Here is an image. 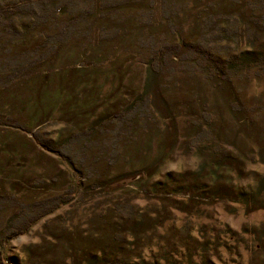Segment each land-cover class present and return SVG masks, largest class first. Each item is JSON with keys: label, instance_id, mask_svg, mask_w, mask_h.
<instances>
[{"label": "rangeland", "instance_id": "1", "mask_svg": "<svg viewBox=\"0 0 264 264\" xmlns=\"http://www.w3.org/2000/svg\"><path fill=\"white\" fill-rule=\"evenodd\" d=\"M68 1L37 7L38 28L24 6L0 47V230L38 221L8 257L89 264L86 250L108 247L102 264L143 250L142 264L264 262V207L234 195L264 176V62L229 71L195 51H264V0ZM204 239L216 247L199 251Z\"/></svg>", "mask_w": 264, "mask_h": 264}, {"label": "trees", "instance_id": "2", "mask_svg": "<svg viewBox=\"0 0 264 264\" xmlns=\"http://www.w3.org/2000/svg\"><path fill=\"white\" fill-rule=\"evenodd\" d=\"M34 1H35V3H34ZM34 1L33 0H5V2H3V3L0 1V47H1V45H3L4 47L9 46V40L13 39V34L15 33V27H17V16H16V18H14V15L19 14L18 12L22 11L24 6H26L28 8L29 14L32 13L33 16L35 17L34 18L35 19V25H37V28H38L39 26L42 25V23H43L42 21H44V19L46 18L47 14L45 15V18H44V14L43 13H37L36 14L35 10H36L37 7H39L40 9L42 8L43 11L46 10L47 13L50 12V15L51 14L52 15H56V14H60V13H62L64 11H66L67 10L66 7L69 6L70 3H71L68 0H62V1L61 0H45L43 2H41L40 0H38L39 2H37V0H34ZM21 4H22V6H21ZM24 11L25 10H23V12ZM5 37L7 39L6 41L4 40ZM60 38H62V37H60ZM194 45H196V44H193V46ZM201 48L197 47V49H199V50H195V51H200L201 50L202 54L208 55L211 58L212 61H214L216 64H218L217 66L223 67L222 65L224 63H225V65L227 64L228 68H230L229 71H233L234 69H237L238 64H240L239 65L240 67H244L245 66V62H247V64L253 63V64H256V65L257 64L260 65L261 64L260 62H262V63L264 62V51L260 52L257 55H255L253 53L246 54L245 52H243V53H234L233 55L227 57L226 61H223L222 57L216 55L217 52L214 51L215 53L212 54V51H210L208 48H203V47H201ZM88 131H91V130H88ZM225 156L226 155H223L219 159L223 160V158ZM225 160L226 159H224L223 161H225ZM220 162L221 161L210 163L211 168H213L214 166L225 165L226 164V163L222 164ZM203 167H205V166L203 165L201 168H203ZM216 189H217V191H216L215 195H217L219 193L218 197H223L224 192L229 193V192L233 191L231 186H227L224 189L223 188H221V189L220 188H216ZM234 195H235L236 201H239L238 199H240L242 202L244 201L247 204H249V202L251 203V201H252L253 203L251 204V207H252V205L253 206L259 205L258 207H264V176H262L261 178H259L257 180V183L255 184V187L246 186L245 189L234 193ZM232 199L234 200V196H233ZM254 201H256V202H254ZM141 213H142V211L139 212V214H141ZM39 218H40V216L37 218V220ZM17 220H18L17 221L18 223H16L13 227L5 228V229H1L0 230V264H14L12 259H10L8 257V255L6 254V251H5V248L8 247L9 242L11 241L10 238L14 237L15 235H17L19 233H25L26 231H29L31 229L32 225L35 222L36 223L38 222L35 219H33L32 217L28 218L27 220L20 221L19 218H17ZM135 221H137L135 224L138 225L139 222H142V219H137ZM111 223H112L111 221H108V220L106 221V225H110ZM117 226L118 225L116 224V227ZM133 226L130 227V232H128V233H130L129 235L127 233H125V230L123 231L125 234H127V236L125 238V241L128 243V245H126V247L130 248V249L131 248H135L136 246H138L139 245L138 243L141 240L139 234L136 233V236H135V232L133 230ZM138 227L142 228V230L144 228L142 225H138ZM6 229H8V230H6ZM121 232H122V229L121 230L119 229V230H117L114 233V235H113V242L114 243L117 240V236ZM88 234H90V233L88 232ZM90 235H94V234H90ZM132 237L136 238L135 242H134ZM186 237L187 238L191 237L192 239L193 238L194 239H199V238H197L194 235L192 236L191 234H189ZM94 238L100 239V242H101V241H103L104 236L101 235L100 237H94ZM183 240H184V238H183ZM256 240H257V243H256L257 248L254 249L256 247V245L253 244L252 250L253 249H254V251L258 250V252L261 250L264 253V229L262 230V232L260 234H258V237L256 238ZM213 244H214V247H216V243L215 242H212L209 239H204L203 241L198 243V246H199L198 250L201 251V250H203L204 247H209V246H211ZM117 245H118V248L115 250V252L117 251V252H123L124 253L125 246H122L121 244H117ZM107 248H102V249H99V250H97V248L89 249L91 251V253H92L91 257H90V253H89L90 251L86 250L84 252V254H83L85 256L84 260L86 262H88L89 264H96V263L102 264L103 261H106V258H105L104 255L107 252ZM189 248H190V246H189ZM198 250H197V252L194 253V255H197L199 253ZM188 251L191 252L192 251L191 248H190V250L188 249ZM136 255L137 256H135V257H139V258H135V259H137L136 261H134V262L125 261V262L118 263V264H142L143 262L146 263V261H144L142 259L143 256L145 255V250L139 252ZM194 255L193 254L189 255V257H188L189 259L188 260H191ZM181 256L184 257V255H181ZM140 257H142L141 260H143V261L139 262L138 259H140ZM184 259H185V257H184ZM113 261H115V264H116L118 259H114ZM156 262L157 261H155L154 263H156ZM207 263H208L207 260H203V262H201V264H207ZM189 264H194V263H193V261H191ZM260 264H264V262H262Z\"/></svg>", "mask_w": 264, "mask_h": 264}]
</instances>
